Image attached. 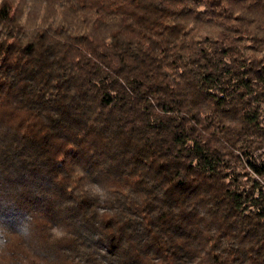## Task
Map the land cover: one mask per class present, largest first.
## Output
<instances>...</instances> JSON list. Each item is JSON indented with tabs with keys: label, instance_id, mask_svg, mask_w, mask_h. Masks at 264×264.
Segmentation results:
<instances>
[{
	"label": "trees",
	"instance_id": "trees-1",
	"mask_svg": "<svg viewBox=\"0 0 264 264\" xmlns=\"http://www.w3.org/2000/svg\"><path fill=\"white\" fill-rule=\"evenodd\" d=\"M0 264H264V0H0Z\"/></svg>",
	"mask_w": 264,
	"mask_h": 264
}]
</instances>
